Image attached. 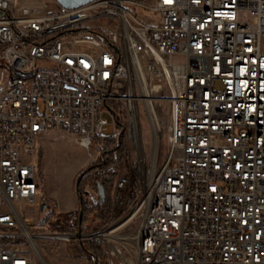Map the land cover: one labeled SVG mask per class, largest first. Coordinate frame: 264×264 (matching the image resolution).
<instances>
[{"label":"built area","instance_id":"1","mask_svg":"<svg viewBox=\"0 0 264 264\" xmlns=\"http://www.w3.org/2000/svg\"><path fill=\"white\" fill-rule=\"evenodd\" d=\"M119 116L88 211L51 227L42 137L107 154ZM38 237L94 241L107 264H264V0H0V264H33Z\"/></svg>","mask_w":264,"mask_h":264},{"label":"rangeland","instance_id":"2","mask_svg":"<svg viewBox=\"0 0 264 264\" xmlns=\"http://www.w3.org/2000/svg\"><path fill=\"white\" fill-rule=\"evenodd\" d=\"M22 5H32L44 3L51 7L53 0H19ZM108 121V125L103 130V135L109 137L112 135L113 127L110 124L111 117L104 114ZM146 144L149 151L150 132L145 120L142 122ZM119 131L120 128L118 127ZM119 135V134H118ZM164 146L166 145L165 133L162 135ZM99 156L95 145H90L86 149L79 141L70 134L65 133L61 129L49 128L40 141L38 155V176L42 185V190L50 199L56 212L61 214L70 213L73 217L75 209L62 212L60 209H66L71 203L78 204V196L76 193L77 179L84 175L88 166ZM86 176L85 178H87ZM52 188L54 190L55 199L50 197L44 190ZM82 188L86 192H90L87 183L84 182ZM39 217L34 220V225L30 227L31 233L42 231L39 225ZM101 222L94 214L92 224L98 226ZM51 227H53L51 225ZM37 243V250L41 253V258L35 257L33 264H95L85 255H76L81 251V244L72 241H59L49 238H34ZM87 243V242H85ZM103 250V248H102ZM104 252V251H103ZM35 253L36 250H35ZM105 260H100L96 264H107V255ZM37 255V254H36ZM49 259V260H48Z\"/></svg>","mask_w":264,"mask_h":264},{"label":"trees","instance_id":"3","mask_svg":"<svg viewBox=\"0 0 264 264\" xmlns=\"http://www.w3.org/2000/svg\"><path fill=\"white\" fill-rule=\"evenodd\" d=\"M117 124L120 128V133L116 140L114 138L109 139L108 153L107 154L103 153L99 155L97 159L88 166V168L84 172V175L80 176L77 179L76 193L78 196V207H77V210H75V213L77 212V215H78L77 220L81 218L82 214L84 215V213L88 211L84 205V202L82 201V193L84 192L82 185L84 184V182L88 184V179L91 178V176L96 172V170L105 169L110 165L111 151L116 150L118 151L119 154L122 151V148L124 145V139H125L123 116H119L117 118ZM86 176L88 177L85 178ZM96 208H97V213H96L97 219L99 220V222H103L106 219L107 213L109 211V204H108L107 198L104 202H100ZM70 217H71L70 213L61 214L58 212L52 221V226L58 227L60 220H63V219L67 220ZM76 255H85L88 259L93 260L95 264L96 262H99L100 260H105V254L102 250L101 245L94 241H89L87 243L81 244V251H79Z\"/></svg>","mask_w":264,"mask_h":264},{"label":"water","instance_id":"4","mask_svg":"<svg viewBox=\"0 0 264 264\" xmlns=\"http://www.w3.org/2000/svg\"><path fill=\"white\" fill-rule=\"evenodd\" d=\"M90 1L91 0H55L56 3L66 8H76ZM97 193H98L99 201L104 202L106 200V193L103 185L97 184Z\"/></svg>","mask_w":264,"mask_h":264},{"label":"crops","instance_id":"5","mask_svg":"<svg viewBox=\"0 0 264 264\" xmlns=\"http://www.w3.org/2000/svg\"><path fill=\"white\" fill-rule=\"evenodd\" d=\"M55 0H53V2H54ZM44 190H45V192L50 196V197H52V198H54L55 199V196H54V190L52 189V188H50V187H48V188H45V186H44ZM56 200V199H55ZM78 207V204L76 205V204H74V203H71V205H69L66 209H60V211H62V212H67V211H69V210H71V209H75V208H77ZM49 260V259H48Z\"/></svg>","mask_w":264,"mask_h":264},{"label":"bare ground","instance_id":"6","mask_svg":"<svg viewBox=\"0 0 264 264\" xmlns=\"http://www.w3.org/2000/svg\"><path fill=\"white\" fill-rule=\"evenodd\" d=\"M152 139H153V138H152ZM154 139H156V137H154ZM83 142L86 143L87 140H83ZM155 142H156V140H155ZM79 144L82 145V143H80V142H79ZM32 245H33V249H34V251L36 250V252H37V253H35V254H37L36 256L39 257V258H41V253L36 249L37 246H36L34 243H32Z\"/></svg>","mask_w":264,"mask_h":264}]
</instances>
